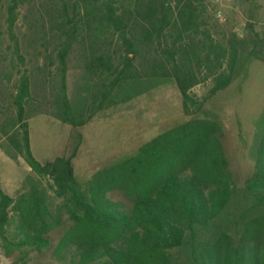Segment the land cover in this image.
<instances>
[{
	"label": "trees",
	"instance_id": "16d2710c",
	"mask_svg": "<svg viewBox=\"0 0 264 264\" xmlns=\"http://www.w3.org/2000/svg\"><path fill=\"white\" fill-rule=\"evenodd\" d=\"M5 11L13 59L4 61L17 78L7 91L2 82H11L12 73L0 68V149L22 158L37 178L26 177L16 197L0 186L2 245L41 252L65 212L71 225L55 253L71 251L70 264H264V137L241 189L231 180L220 125L200 117L81 184L72 167L80 136L70 155L40 162L25 110L34 100L31 79L40 76L50 86L52 116L73 128L169 82L189 115L193 87L211 81L216 93L245 81L252 60L264 61V37L250 20L243 35L221 29L205 0H5ZM71 61L82 73L72 97ZM41 180L64 198L55 214ZM113 191L131 200L130 210L108 197ZM238 197L236 212L231 205ZM181 250L183 262L174 256Z\"/></svg>",
	"mask_w": 264,
	"mask_h": 264
},
{
	"label": "rangeland",
	"instance_id": "374dc122",
	"mask_svg": "<svg viewBox=\"0 0 264 264\" xmlns=\"http://www.w3.org/2000/svg\"><path fill=\"white\" fill-rule=\"evenodd\" d=\"M205 3L207 15L213 16L221 29L243 35L246 21L250 20L254 30L264 37V0H205ZM249 14L252 17L248 18ZM5 18V0H0V68L12 73L11 82L3 80L2 86L13 91L17 77H13L10 62L4 61L5 58L13 59ZM22 27L19 20L15 30H22ZM81 75L71 61L67 72L70 97L75 93ZM31 82L34 100L25 106V110L32 153L40 162L68 156L79 135L80 144L72 159V167L81 184L98 170L135 155L140 146L162 132L194 117L214 119L220 125L221 145L236 189L244 187L253 174L257 151L264 137V61L252 60L245 81L236 79L216 93L210 91L213 87L211 81L193 87L190 96L195 105L189 115L183 112L181 95L175 83L169 82L127 103L100 111L86 125L78 128L61 123L52 116L53 96L50 86L40 76L33 77ZM28 176L37 178L22 158L12 160L0 149V186L6 194L16 197L23 191V183ZM41 183L47 187L45 180ZM108 197L130 210L131 200L121 192L113 191ZM47 200L54 214L64 202L63 197H58L48 187ZM241 207V199L235 198L231 209L237 212ZM242 222L240 220L236 229L238 232L242 230ZM70 225L68 215L62 212L61 226L48 233L50 245L41 252L28 246L7 248L0 243V264H70L71 251L55 253V246ZM7 235L12 239L14 233L10 229ZM174 256L183 262L184 251H177Z\"/></svg>",
	"mask_w": 264,
	"mask_h": 264
},
{
	"label": "crops",
	"instance_id": "0c3cea01",
	"mask_svg": "<svg viewBox=\"0 0 264 264\" xmlns=\"http://www.w3.org/2000/svg\"><path fill=\"white\" fill-rule=\"evenodd\" d=\"M30 134V133H29ZM30 147H31V137H30ZM31 150H32V147H31Z\"/></svg>",
	"mask_w": 264,
	"mask_h": 264
}]
</instances>
